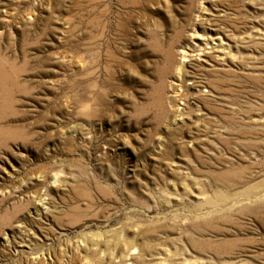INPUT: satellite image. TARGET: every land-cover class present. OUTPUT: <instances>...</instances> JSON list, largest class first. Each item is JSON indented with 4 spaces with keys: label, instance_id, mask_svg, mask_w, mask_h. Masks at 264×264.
<instances>
[{
    "label": "rangeland",
    "instance_id": "rangeland-1",
    "mask_svg": "<svg viewBox=\"0 0 264 264\" xmlns=\"http://www.w3.org/2000/svg\"><path fill=\"white\" fill-rule=\"evenodd\" d=\"M0 264H264V0H0Z\"/></svg>",
    "mask_w": 264,
    "mask_h": 264
},
{
    "label": "bare ground",
    "instance_id": "bare-ground-1",
    "mask_svg": "<svg viewBox=\"0 0 264 264\" xmlns=\"http://www.w3.org/2000/svg\"><path fill=\"white\" fill-rule=\"evenodd\" d=\"M211 39H213V38H211ZM216 39H218L219 40V38H216ZM210 40V39H209ZM213 40H215V39H213ZM203 42H205V41H207V40H202ZM202 42V43H203ZM221 44H224L223 42L221 43ZM228 45V44H227ZM209 91V90H208Z\"/></svg>",
    "mask_w": 264,
    "mask_h": 264
}]
</instances>
